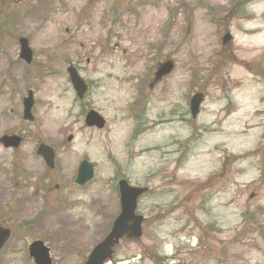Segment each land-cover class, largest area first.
<instances>
[{
	"label": "rangeland",
	"instance_id": "1",
	"mask_svg": "<svg viewBox=\"0 0 264 264\" xmlns=\"http://www.w3.org/2000/svg\"><path fill=\"white\" fill-rule=\"evenodd\" d=\"M167 59L174 69L148 88ZM69 63L93 84L87 101L103 111L104 129L84 125ZM29 89L33 121L23 119ZM135 116L145 128L132 140ZM7 132L25 141L15 152L0 145V219L12 230L0 264H34L36 239L55 264H83L120 211L122 175L149 187L138 205L146 220L142 237L120 243L108 264H264V0H0ZM40 142L58 152L50 191L36 182L46 168ZM84 156L96 176L80 187ZM22 170L32 186L14 176Z\"/></svg>",
	"mask_w": 264,
	"mask_h": 264
},
{
	"label": "water",
	"instance_id": "2",
	"mask_svg": "<svg viewBox=\"0 0 264 264\" xmlns=\"http://www.w3.org/2000/svg\"><path fill=\"white\" fill-rule=\"evenodd\" d=\"M231 39V35H225L223 41L227 43ZM21 45V58L25 59L28 63L32 61L33 52L29 47L28 39L21 37L19 39ZM173 68V63L167 61L161 64L158 70V77L168 74ZM71 82L79 95L82 96L86 91V86L83 80L78 76L76 70L71 66L68 68ZM203 94H196L191 99L190 109L193 117H196L199 113L200 104L203 101ZM34 105L33 92H28V97L24 99V118L33 120L32 107ZM86 122L88 125H97L102 128L104 125V119L99 116L95 111H90L87 115ZM0 141L6 146L17 147L21 141L18 136H4ZM38 153L41 154L46 162L53 166L54 153L53 150L41 144ZM94 176L93 167L88 166L87 162H84L79 170L76 178V183L84 184L91 180ZM120 190V203L121 212L115 219L110 233L100 241L91 251L85 264H105L113 257L115 247L119 243L120 239L134 240L138 239L142 235V222L143 216L135 213L138 198L147 191V188L139 186H131L126 179H122L119 182ZM10 237V230L0 225V249L4 246L6 241ZM30 256L34 259L35 264H52V258L50 256V248L45 245L41 240L34 241L29 246Z\"/></svg>",
	"mask_w": 264,
	"mask_h": 264
},
{
	"label": "flooded vegetation",
	"instance_id": "3",
	"mask_svg": "<svg viewBox=\"0 0 264 264\" xmlns=\"http://www.w3.org/2000/svg\"><path fill=\"white\" fill-rule=\"evenodd\" d=\"M20 59H21V58H20ZM21 60H22V59H21ZM71 64L75 67V69H76V70L79 72V74L81 75V73H80L81 68L79 67V65H77L76 63H69L68 65H71ZM159 64H160V63H159ZM159 64H158V65H159ZM158 65H157V67L155 68L154 71L150 72V82L148 83V88H150V89H153L154 87H156L157 84L159 83V81L161 80L160 78L157 79V76H156V71H157ZM83 79H84V81H85V83H86V85H87V91H85V92L83 93V96H80V95L77 93V91H74V90H73V91L75 92V99L77 100V102L79 103V105L82 106V104H83V108H82V110H81V114H82L83 117H84V125H85L88 129H92V130H96V129H98V130H99V128H97V127H95V126H88L87 123H86V117H87L88 113H89L90 111L94 110V111L98 112V113H99V114L105 119L106 124H105L104 127L102 128V129H104V128L106 127L108 121H107L105 115H103V111H102V110H99V109L95 108L93 105H91V104H92L91 100L87 101V98L89 97V94H90V92H91V90H92V88H93V84H92L89 80H87L86 78L83 77ZM138 87H139V89H140L141 92H142L141 95H142V94L145 95V93H144V90H145V82H144V80H141V81H140ZM92 106H93V107H92ZM134 119H136V121L133 122L131 128L129 129L130 132L132 133V137H131L132 140L135 138L136 135H138L140 132H142L143 128H145V127H144V124H143V121H141V120L139 121V120H138L139 117L136 118V116H135ZM129 130H128V131H129ZM4 135H8V136L19 135V136L21 137V143H20L19 146H17V147H13V146L6 147V146H4V145L1 143V141H0V145H1L5 150H13V151L15 152V151H17V150L20 148V146H21V145L24 143V141H25V135L22 134V133L17 134V133H14V132H7V133H4V134L0 135V139H1V137L4 136ZM70 136H71L72 138H69ZM72 139H73V135H69V136L67 137V141H68V142H70ZM130 142H131V141H130ZM40 143H42V142H40ZM40 143H38V145H39ZM38 145H37V147H38ZM54 151H55L54 165H53V166H49V165L44 161V159H43L40 155L37 154V148H36V155H37L39 158H41V160H42V164L44 165V167H46L44 172L40 173L39 175H35V176H37V178H36L37 181H36V182H37V185H38L39 188H40L41 186H43L44 188L47 187V191H50L49 189H51V184H52V181H53V179H54V177H52L53 175H52L51 173H52V171L55 170V167H56V159H57V153H58L55 149H54ZM85 160H87L89 163L94 164V166H95V171H96V163L92 162L91 159H90L88 156H84V157H82L81 159H79L78 166H77V172H76L75 177L77 176V173H78V170H79V166H80L81 163H82L83 161H85ZM14 166H15V169H14V170H16L17 166L15 165V163H14ZM18 168H19V167H18ZM14 172H15V171H14ZM14 176L17 177V178H20V179L28 180L29 182H27V183L30 184V186H32V183L30 182V180L33 179V176H31V175L29 176V174L27 173V170H26V171H24V170H22V171H17V172L14 173ZM38 176H39V177H38ZM75 177H74V179H73V183H74V181H75ZM121 177H123V176H121ZM121 177H120V178H121ZM27 178H28V179H27ZM13 180H14V183L16 184V186H18L19 183L17 182V180H16L15 178H14ZM74 184H75V183H74ZM75 185H76V184H75ZM77 186H78V185H77ZM48 187H49V189H48ZM56 188H58V185L56 186ZM68 190H69V189H68ZM149 191H150V189H149ZM0 215H1V212H0ZM0 223H1V225H3L4 227L10 229V227H7V226H5V225L3 224V222H2L1 219H0ZM10 230H11V229H10ZM11 231H12V230H11Z\"/></svg>",
	"mask_w": 264,
	"mask_h": 264
}]
</instances>
